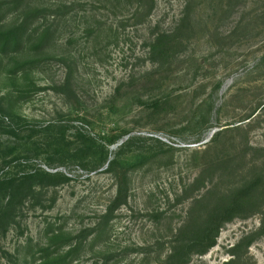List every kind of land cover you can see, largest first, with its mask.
Segmentation results:
<instances>
[{"label": "rangeland", "instance_id": "rangeland-1", "mask_svg": "<svg viewBox=\"0 0 264 264\" xmlns=\"http://www.w3.org/2000/svg\"><path fill=\"white\" fill-rule=\"evenodd\" d=\"M221 207L184 264H264V0H0V264H166Z\"/></svg>", "mask_w": 264, "mask_h": 264}, {"label": "trees", "instance_id": "trees-1", "mask_svg": "<svg viewBox=\"0 0 264 264\" xmlns=\"http://www.w3.org/2000/svg\"><path fill=\"white\" fill-rule=\"evenodd\" d=\"M45 31L40 33L39 39L42 40L45 36ZM178 45V39L177 35L175 33L171 34H164L161 33L158 35V37L155 38L152 46L153 50L155 48L159 51V59L165 61L169 57L173 55V53L176 51ZM106 159V156H104V159ZM60 179H67L66 174H60ZM229 207H221L218 209H215L216 214L221 216H216L215 218L212 217L208 223H206L203 228L202 232L199 234L194 235L192 238L188 239L186 242H183V250L175 249V247H172L170 251L166 255V264H184V261L190 253L193 251L195 253H203L206 251L210 246H212L215 243V238L219 232V228L221 227L222 223L227 221L229 219L228 213ZM223 215V216H222ZM213 230L212 233H210V230Z\"/></svg>", "mask_w": 264, "mask_h": 264}]
</instances>
